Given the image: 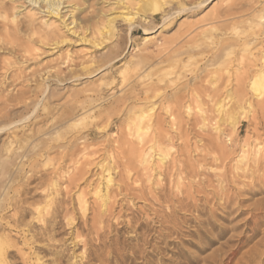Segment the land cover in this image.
<instances>
[{"label": "rangeland", "instance_id": "rangeland-1", "mask_svg": "<svg viewBox=\"0 0 264 264\" xmlns=\"http://www.w3.org/2000/svg\"><path fill=\"white\" fill-rule=\"evenodd\" d=\"M87 6L81 14L74 12L82 25L95 15V8L103 7L99 19L103 32L94 44L90 31L86 42L64 33L66 42L60 49L50 51L41 46L39 57L27 61L16 50L9 54L0 41V237L10 241L8 264H264V225L254 235L252 223L263 214L254 207L264 203V180L252 186V177H238L233 185L229 173V182L223 176L233 166L245 164L240 158L241 144L246 131L254 127L236 111L237 133L229 121L207 126L195 122L196 92H203L208 81L215 83L218 76H226V71L232 73L239 60L264 52V0H209L199 9L176 14L165 25L161 14L153 27L138 18L133 30L120 10L111 13L110 6L95 5L91 0L83 7ZM9 7L8 16L15 12L12 7H18L21 16L38 8L29 0L9 3ZM66 12L62 10L69 16ZM41 16L48 19L45 13ZM108 18L114 19L112 27L107 26ZM51 20L59 23L56 18ZM3 32L0 25V40ZM217 41H223L219 57L210 74H203L205 82L200 86L196 79L200 61L208 58ZM253 41L256 43L250 45ZM64 54L74 59H65ZM141 74L146 78L137 84L151 85L149 99L140 96L122 105L118 102L122 89L136 86ZM139 86L135 88L140 90ZM97 92L101 96L94 94ZM175 92L176 98H166ZM225 92L221 91V99ZM94 99L99 102L89 104ZM130 103L146 107L142 108L151 118L160 117L168 137L161 141L165 139L162 143L169 145L170 158L190 161L187 166L198 176L182 175V183L191 186L180 187L183 193L189 191L181 204L177 201L183 195L167 182L169 201L149 198L145 203L121 195L119 201L115 199L119 206L114 210L120 219L114 223L107 216L98 225L91 210L97 176L109 166L122 173V160L127 156L123 145L136 142L129 132L130 119L123 116ZM84 104L85 110L78 111ZM170 114L177 118L173 128ZM54 119L65 126L58 135L52 128ZM262 124L257 132L264 148ZM81 136L84 142L73 147L66 144L68 138ZM218 139L223 147L213 142ZM83 167L90 173L87 181L70 183ZM111 172L115 181H120L117 173ZM2 173L5 176L1 177ZM136 173H131L130 181L123 179L129 188ZM81 191L90 208L86 212ZM232 194L234 200L228 206L225 196Z\"/></svg>", "mask_w": 264, "mask_h": 264}, {"label": "bare ground", "instance_id": "bare-ground-1", "mask_svg": "<svg viewBox=\"0 0 264 264\" xmlns=\"http://www.w3.org/2000/svg\"><path fill=\"white\" fill-rule=\"evenodd\" d=\"M88 1L90 0H29V3L38 6V8L29 9L23 16H21L20 12L16 11L18 7H12V9L15 12L11 16H8L10 15L8 12L10 8L9 3L16 4L18 0H0V18H1L0 25L2 27V30L4 31L3 32L4 39L0 40L2 41V48L4 47V49H6L9 52V54L14 53V51H10V50H16L17 53H21L20 56L24 57L25 60L31 61V60H36L39 57L38 52L41 49L40 48L41 46H44L45 49L48 48V50L50 51L60 49L61 45L66 42L65 40L66 34L64 33L75 35L77 36V39L79 41L86 42L87 32L90 31L89 32L90 37L92 38V43L94 44L95 38L97 36H101L103 32L102 30L103 23L99 22L100 17L103 15L102 13L103 7L95 8L94 11L95 15L93 17H88L86 20H84L83 25L81 24V22L78 23L77 18L74 15V12H79V14L85 12L88 9V6L87 7H83V6ZM91 1H94L95 5L105 4L107 6H110L109 11L111 13L115 12L116 10H120L121 11L120 14L124 16L123 17L124 20L130 24V30H133L137 26L136 20L138 18L139 19L143 18V21L144 22L146 21V24H148V26L153 27L154 23L157 20V16L161 14L164 22L163 25H165L166 23H168L167 21L171 20V18L174 17L176 14L178 15L179 13H183L190 10L192 11L193 9L195 10L197 8L199 9L200 7H203L205 3H207L209 0H203L199 4L193 3L194 1L197 0H91ZM63 9H66V11L69 12L68 13L69 16L67 14L62 13ZM42 13H45L48 19H45V17L41 16ZM66 17H68V19H66ZM52 18H56V20L59 23L57 24V22L52 21L51 20ZM68 20H70L69 23H67ZM113 20H114L113 18L107 19L108 27L113 26ZM10 30H12V32H10ZM145 35H149L146 29H145ZM222 42L220 41H217L216 43L214 42L215 47L213 48L208 58L200 61L202 62V64L199 67V74L196 78L200 86H203V82H205V80L203 79V74L207 72L210 74V69H212V67H214V65L216 64V61L219 57L218 52L222 47L221 46ZM253 43H256V41L250 42L249 44L253 45ZM7 45L10 46L12 49H8L7 47H5ZM255 51L258 50L256 49ZM64 55H65L64 56L65 59H69V60L74 59L73 55L71 56L66 54ZM250 55H251L250 58L239 60L237 68H235L232 71V73L226 71L227 74L226 76L224 75L218 76V79L215 83L212 81H208L203 92H198V91L196 92L197 96L195 100H196L198 115L196 114L197 120L195 119V122L196 124L197 122H200V124L207 126L208 124L211 123L217 124V122L219 121H229L233 133H237L239 128V121L237 122L236 118L233 116L234 112L236 111L237 113H239L240 119L244 120L245 122L249 123L254 127L251 128V131H246L247 132L246 136L241 144L240 158L242 159L244 158L246 160L245 164H243L242 166H237V165L233 166V168H230L227 171V173H225L223 176L224 178H226L227 174L229 173L230 181L231 183H233V185L235 182L234 179H237L238 177H242V179H245L247 177H249L250 179V177H252L253 179L252 186H257L259 182L261 184V182L264 180V148L260 143L261 136L257 132L258 125L262 123L264 124V52H261L260 50V52L256 54L251 53ZM75 59H77V57ZM91 59L92 60L90 61H93L95 59V56L92 57ZM144 77L146 78V74L138 75L135 83L136 84L140 83V81L143 80ZM138 85H140L139 86L140 90L139 89L137 90V88H135ZM136 86L133 84L130 85L127 89L123 88L122 89L123 92H121L122 90L120 91L121 94H123V96H120L118 102H120L122 105L123 104L125 105V102L127 100L129 101L130 99L139 100L141 98L140 96H143L144 100L147 101L149 99V95L151 94V85L145 84L141 86V84H137ZM224 89L227 90V92H225L226 94L225 97L221 99L222 96L221 91L222 90L224 91ZM176 93L177 92L171 93V95L170 96L168 95V97L166 98L167 99L176 98ZM94 94H96L97 96L99 95V92ZM113 95L114 94L111 93V96ZM89 99L91 100V98ZM97 102L99 101L95 102L94 99V101L89 102V104L97 103ZM84 106L85 104L78 106L77 110L84 111L85 110ZM142 107L144 106L142 105L139 106V104L130 103L124 109L123 116L129 117L130 119L128 125L130 129L129 132L131 133V136H134L136 138V142L131 143L130 141L129 145L127 144V142H126L127 146L123 145L125 146L124 148H127V152H126L127 156L125 154L126 158L125 160H122L125 161L122 166L124 168L123 172L122 173H119V171L116 172L113 169V166L106 167L103 172L98 174L97 183L96 184L94 183V187L92 190L94 202L91 210H93L94 213L95 223L98 225L103 224L104 219L107 216L108 218L109 217L113 218L114 223H116L118 219H120V217L114 216L115 215L114 210L116 205L119 206L117 200L118 201L120 200L121 195H123V197L131 196V199L132 198L135 200L137 199L142 202L145 201V203L148 202L149 200L151 201V199L149 198H152V200L156 202H158L159 200L169 201L170 195L167 196L165 190V186H166L165 183L169 182L168 184L170 188L175 189L177 193L183 195L181 199H179L177 195L178 203L181 204L182 201L184 200L186 201V199L189 196V191L186 190L183 193V191L180 189V187H182L185 190V188H188V186L190 188L191 186L190 183H187L185 185L182 183V181H184L185 179L183 178L182 175L186 174L187 176L194 178L197 172L191 169L189 166H187L189 165L190 161L182 162L179 161L178 159H175V157L170 158L171 155H170L169 147L167 148V146L169 145L166 144L165 146V143H162L164 142L165 139L161 141L162 138H164L165 136L166 139L168 138L167 134L165 133L166 130L164 132L163 130L164 128L160 126V123H163V121L162 122L160 121L159 119L160 117H157L155 119L157 115L154 116V118H151L150 117L151 114L149 115L147 114L148 111L147 112H145L146 110L144 111V108L146 109V107L144 108ZM153 109L154 108L150 109L149 113ZM75 111H73L74 114ZM67 115L68 117H70L69 116L70 114ZM169 117H170V125L173 128V126L175 127L177 123V118L175 117L174 114H170ZM73 120L74 119L70 121ZM62 127L65 126L61 125V122L58 121L57 119H54L52 128L53 131L55 130V133H57V135L60 129H62ZM249 132H251V134H253L255 138L251 136ZM177 136H179V134ZM253 138H254V142H253L254 144L251 142V139ZM83 140H84V136H81L77 139L68 138L66 144L73 147L76 144L78 145L79 141L84 142ZM166 142H168V140ZM213 142H215V145L218 148L223 147V143L219 141V139L218 141L216 140ZM201 167L203 166L201 165ZM100 168L103 169L104 166L101 164ZM135 170L137 172L136 173L137 176L136 178H134L133 182L131 183L133 187L129 188V186H126L124 184L123 179L125 178L126 180L130 181V179L132 178L130 175ZM111 171L117 173L116 176H119L120 181L117 182L115 181V178H113V173ZM153 173H155L154 176ZM89 174H90L89 171H87V169L83 167L79 169L77 173L70 178V183L75 184L77 182L87 181L88 178L87 175ZM3 176H5L4 173L1 174V177ZM129 181L127 182L128 184L130 183ZM209 181L210 180H207L208 183ZM145 183H148L150 186L146 185ZM151 184L154 185L155 188H153ZM208 186H210V184H208ZM252 186L250 184V188L253 189ZM155 189L156 190L159 189V191L156 192ZM238 192L237 195L239 194ZM233 195L234 194L225 196V202L228 204V206L231 203H233L234 200ZM83 196H84V192L81 191L79 197L81 198L82 204L81 203L80 204L82 205L83 211L86 212L90 208L86 206L87 202L84 201L85 199L82 200ZM254 209L255 211L263 213L262 216L257 217L255 218V221H252V223L254 224L253 233L254 235H256L259 233L258 228L261 225H264V203L261 201L258 202L257 204L255 203ZM120 211L122 212V210ZM120 211H119V215H122V213L120 214ZM153 214L157 216L156 212ZM240 214H243V212H240ZM9 246H11L10 241L7 238L0 237V264H8L7 257L9 253L7 251L8 250L7 248ZM25 258L26 257H24V262L26 261ZM35 261L38 262L39 260L37 259Z\"/></svg>", "mask_w": 264, "mask_h": 264}]
</instances>
